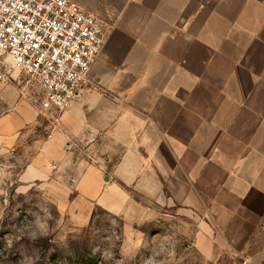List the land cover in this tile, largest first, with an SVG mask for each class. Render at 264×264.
Masks as SVG:
<instances>
[{
    "label": "crops",
    "instance_id": "crops-1",
    "mask_svg": "<svg viewBox=\"0 0 264 264\" xmlns=\"http://www.w3.org/2000/svg\"><path fill=\"white\" fill-rule=\"evenodd\" d=\"M73 1L104 23V53L21 181L116 216L134 196L184 206L232 259L264 264V0ZM29 106L7 134L36 120Z\"/></svg>",
    "mask_w": 264,
    "mask_h": 264
},
{
    "label": "rangeland",
    "instance_id": "rangeland-1",
    "mask_svg": "<svg viewBox=\"0 0 264 264\" xmlns=\"http://www.w3.org/2000/svg\"><path fill=\"white\" fill-rule=\"evenodd\" d=\"M18 79L15 73L0 83V264H240L241 257H230L225 234L202 233L212 219L190 216L184 206L134 196L137 209L123 217L99 206L87 211L76 204L73 186L25 185L23 173L59 122L36 110L19 139L7 134L13 122L2 128V121L30 107ZM209 246L220 249L217 260L205 255Z\"/></svg>",
    "mask_w": 264,
    "mask_h": 264
},
{
    "label": "built area",
    "instance_id": "built-area-1",
    "mask_svg": "<svg viewBox=\"0 0 264 264\" xmlns=\"http://www.w3.org/2000/svg\"><path fill=\"white\" fill-rule=\"evenodd\" d=\"M0 83L18 80L41 116L60 121L91 82L107 29L73 0H0ZM32 91L34 94H32ZM52 136L50 135V138Z\"/></svg>",
    "mask_w": 264,
    "mask_h": 264
},
{
    "label": "clouds",
    "instance_id": "clouds-1",
    "mask_svg": "<svg viewBox=\"0 0 264 264\" xmlns=\"http://www.w3.org/2000/svg\"><path fill=\"white\" fill-rule=\"evenodd\" d=\"M0 7H2L3 8V11H7V8L6 7H4L2 4H0ZM30 241H35V239H38V237H36L34 234L32 235V236H30L29 238H28ZM150 264H151V261H150ZM245 264H250V260L249 261H246L245 262Z\"/></svg>",
    "mask_w": 264,
    "mask_h": 264
},
{
    "label": "trees",
    "instance_id": "trees-1",
    "mask_svg": "<svg viewBox=\"0 0 264 264\" xmlns=\"http://www.w3.org/2000/svg\"><path fill=\"white\" fill-rule=\"evenodd\" d=\"M101 209V208H100Z\"/></svg>",
    "mask_w": 264,
    "mask_h": 264
}]
</instances>
